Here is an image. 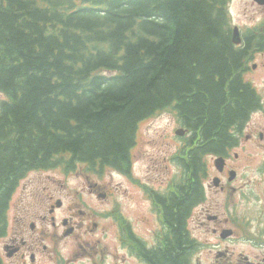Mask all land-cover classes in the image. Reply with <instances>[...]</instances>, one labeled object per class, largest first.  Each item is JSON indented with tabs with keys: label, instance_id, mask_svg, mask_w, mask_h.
I'll return each mask as SVG.
<instances>
[{
	"label": "trees",
	"instance_id": "16d2710c",
	"mask_svg": "<svg viewBox=\"0 0 264 264\" xmlns=\"http://www.w3.org/2000/svg\"><path fill=\"white\" fill-rule=\"evenodd\" d=\"M228 3L0 0V236L28 171L76 162L127 171L138 123L174 101L195 140L181 161L186 176L158 197L162 241L133 248L148 264H192L187 219L204 199L203 155L225 153L259 104L242 73L264 43L247 31L242 48L233 45Z\"/></svg>",
	"mask_w": 264,
	"mask_h": 264
},
{
	"label": "rangeland",
	"instance_id": "374dc122",
	"mask_svg": "<svg viewBox=\"0 0 264 264\" xmlns=\"http://www.w3.org/2000/svg\"><path fill=\"white\" fill-rule=\"evenodd\" d=\"M229 10L232 22L242 31L264 20V6H259L252 0H231ZM255 61L261 63L262 59L256 58ZM247 78L254 81L262 95L264 107V67L255 74H249ZM2 99H5V96L0 93V101ZM251 119L252 121L246 119L241 126L243 127L249 120L247 128L252 125L251 130L257 128L256 133L264 134V113L259 110L251 115ZM178 127L175 115L170 109L161 110L139 124L132 146L133 172L155 188H163L168 179L180 172L177 164L171 163L173 152L182 144L181 137L175 134ZM254 136H256L254 140H244V146L237 149L238 159L230 160L228 167L236 172L230 183L223 176L225 173L217 172L213 166L205 168L201 174L204 176L202 181L205 198L193 208L188 220L190 233L198 241V247L192 256V264H246L244 259L240 262V256H248L251 261L264 258V174L260 171L262 168L260 165L262 166L264 160V141L260 143L258 135ZM248 157L251 159L246 160ZM212 163L213 161L208 165H213ZM79 169L83 170L82 167ZM215 175L222 179L223 190L212 184ZM90 176L100 180L106 178L112 185L111 197L101 209L109 212L118 205L122 214L129 220L133 232L151 244L159 224L142 192L132 186L123 175L112 172V169H107L102 178L95 174ZM27 179V183H24V180L23 186L13 196L10 212L13 211V207L16 211L19 209L27 211L28 220L35 219V211L40 208V198L50 193L54 199L59 198L64 204L56 216L58 218L64 216L66 214L64 209L70 196L75 197L76 191L83 187L86 180L75 172L65 173L61 169L33 171L28 174ZM33 193H36L37 198ZM95 205L99 206L98 203ZM214 213L219 214V220L208 221L207 214ZM75 220L80 221L81 217L75 215ZM39 225L53 236L51 241L46 240L47 244L52 245L53 254L39 256L36 264H58L60 258H64L66 264L93 262L89 257L80 255L78 252L80 249H76L78 242L86 241L84 238L78 235L63 237L59 228L56 229L58 235L54 237V229L48 218L46 222L39 221ZM224 229L231 230L232 235L229 236L232 237L221 239L219 235ZM92 236L94 238L92 243L98 248L97 252L104 258L105 264H143L132 257L122 245L120 230L113 217L106 216L101 219L98 229L93 231ZM219 251L225 252L224 256L216 257ZM94 257L98 263L100 256L96 257L95 253Z\"/></svg>",
	"mask_w": 264,
	"mask_h": 264
},
{
	"label": "flooded vegetation",
	"instance_id": "af4514ba",
	"mask_svg": "<svg viewBox=\"0 0 264 264\" xmlns=\"http://www.w3.org/2000/svg\"><path fill=\"white\" fill-rule=\"evenodd\" d=\"M257 55H259L260 57H262V60H264V49L257 53ZM256 55V56H257ZM261 67H264V63H261L256 65L255 68H252L253 72L259 70ZM242 82H243V78H242ZM243 84H248V83H243ZM262 113H264V107L261 109ZM249 117V116H248ZM252 121V119H249ZM248 120V121H249ZM247 121V123H248ZM245 124L242 128H241V133H246L245 134V140H254L256 136H254V134H257L259 137V134L262 132H258L256 133L257 128L252 129L251 127L247 128L248 124ZM264 139V134H263V138ZM236 143V140L234 139L233 144ZM238 142L236 145L237 146ZM232 148V147H231ZM229 153V151H228ZM228 165V164H227ZM228 168V166H226ZM225 167V168H226ZM90 189V193L92 192H98V196L107 199L110 195L109 191H102L99 190V186L97 183H91L89 184ZM53 196H49V200L52 201ZM75 208H77V204L75 203V200L72 199L71 200V204L68 207V212L69 215L68 216V220L65 218L64 219V223H67V225H69L73 230L72 233L77 230V226L73 225V217L71 215V213L75 210ZM49 210L52 211L53 210V205L50 202L49 204ZM78 212L80 214L83 215V219L86 221H90L91 219H93L95 217V214L93 212H82L80 210H78ZM42 219H45V215L41 216ZM53 225L55 226V223H53ZM93 226H95V223H93ZM35 228L33 229V233H35ZM41 235H39V233H36L34 235H27L25 229H22L20 226L15 227L12 232L10 234H8L5 238H4V247L8 248L9 252L13 251L12 253V257L11 259H15L17 258L19 260V262H21L20 264H33L36 262L37 259V255H39L42 251H47V248L45 245L42 244V240H44V237L42 236V234H45L46 232L42 230L38 231ZM43 237V238H42ZM90 244V242L88 243ZM243 259L240 260V262ZM244 261L246 262V264H248L247 260L244 259Z\"/></svg>",
	"mask_w": 264,
	"mask_h": 264
},
{
	"label": "water",
	"instance_id": "95a60500",
	"mask_svg": "<svg viewBox=\"0 0 264 264\" xmlns=\"http://www.w3.org/2000/svg\"><path fill=\"white\" fill-rule=\"evenodd\" d=\"M259 2H261V3H264V0H259ZM217 182V181H216ZM230 233V231H224L223 233H222V236H226L227 234H229Z\"/></svg>",
	"mask_w": 264,
	"mask_h": 264
}]
</instances>
